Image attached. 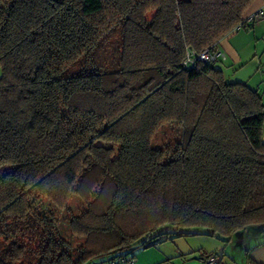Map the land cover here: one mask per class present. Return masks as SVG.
I'll use <instances>...</instances> for the list:
<instances>
[{
	"label": "trees",
	"instance_id": "obj_1",
	"mask_svg": "<svg viewBox=\"0 0 264 264\" xmlns=\"http://www.w3.org/2000/svg\"><path fill=\"white\" fill-rule=\"evenodd\" d=\"M256 1L0 0V264L264 225L262 97L198 60ZM166 124L180 140L153 147Z\"/></svg>",
	"mask_w": 264,
	"mask_h": 264
},
{
	"label": "crops",
	"instance_id": "obj_2",
	"mask_svg": "<svg viewBox=\"0 0 264 264\" xmlns=\"http://www.w3.org/2000/svg\"><path fill=\"white\" fill-rule=\"evenodd\" d=\"M260 10L264 12V0H257L252 5L248 18ZM218 52L221 56L216 64L225 79L232 84H244L256 90L264 103V16L223 39L218 45ZM187 249L159 243L136 249L133 255L135 264H204L202 256L196 254L195 250ZM236 251L240 257L236 256ZM205 254L216 258L217 264H223L225 258L234 264H264V225L237 233L221 250Z\"/></svg>",
	"mask_w": 264,
	"mask_h": 264
},
{
	"label": "rangeland",
	"instance_id": "obj_3",
	"mask_svg": "<svg viewBox=\"0 0 264 264\" xmlns=\"http://www.w3.org/2000/svg\"><path fill=\"white\" fill-rule=\"evenodd\" d=\"M0 75H1V70H0ZM181 137V129L178 125L176 124H166L164 125L161 130L157 133L156 137L153 140L152 146L153 147H160V148H164L166 146H168L169 144H172L178 140H180ZM78 200L77 198H73L70 202V204L72 203V207L76 210V211H80V209L83 208V205L81 204V202L75 201ZM67 223H68V219H66ZM65 223L64 221H62L61 223V234L63 236V238L67 241L71 240V235L69 232V228H68V224ZM74 241V239H73ZM75 245H78L79 242L74 241ZM165 245H169V246H176L178 245V247H182V248H188L191 250H195L196 254H198L199 256H202L203 253H210V252H217L219 250H221L224 246L225 243L217 238H211L208 236H204V235H198V236H191L188 238H177L174 239L173 241H168L163 243ZM235 247H237V245H234ZM187 249V250H188ZM233 249V247H232ZM236 249V248H235ZM221 254V252H220ZM236 256L240 257V253H238L236 251ZM222 256V254L220 255V257ZM219 257V254H218ZM219 257V259H220ZM240 261V260H239ZM237 263H239L237 261ZM223 264H234L233 262H231L229 259L225 258L223 261Z\"/></svg>",
	"mask_w": 264,
	"mask_h": 264
},
{
	"label": "built area",
	"instance_id": "obj_4",
	"mask_svg": "<svg viewBox=\"0 0 264 264\" xmlns=\"http://www.w3.org/2000/svg\"><path fill=\"white\" fill-rule=\"evenodd\" d=\"M263 16H264V12L262 10H260L257 13L253 14L248 19V22L250 24H253V23L259 21ZM220 56H221V53H219V52L211 53L209 51H206L198 57V60L200 62L207 63V62L215 61ZM135 261H136L135 256H131V257H127V258L126 257H119L118 259L113 260L107 264H135ZM204 264H217V260H216V258L212 257L211 259L204 262Z\"/></svg>",
	"mask_w": 264,
	"mask_h": 264
}]
</instances>
